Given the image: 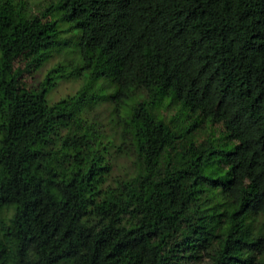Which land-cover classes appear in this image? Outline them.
<instances>
[{"label":"trees","instance_id":"1","mask_svg":"<svg viewBox=\"0 0 264 264\" xmlns=\"http://www.w3.org/2000/svg\"><path fill=\"white\" fill-rule=\"evenodd\" d=\"M56 75L84 79L48 100ZM100 99L124 103L117 176ZM196 262L264 264V0H0V264Z\"/></svg>","mask_w":264,"mask_h":264},{"label":"rangeland","instance_id":"2","mask_svg":"<svg viewBox=\"0 0 264 264\" xmlns=\"http://www.w3.org/2000/svg\"><path fill=\"white\" fill-rule=\"evenodd\" d=\"M46 0H27L28 6L32 10H38L40 12L41 8L44 5ZM61 10L59 8H50L44 10L41 13V20H51L56 17ZM67 23L62 22L61 25H66ZM69 31V30H67ZM62 35H65L62 33ZM65 45V46H64ZM65 47L58 52H54V54L50 55L47 59H45L39 67L34 69L33 71L26 73L25 78L27 82L30 84L36 83L43 75L45 70L51 64L56 61H61L62 63H67L68 61H76L72 59L74 56V52L70 49L72 46L63 44ZM70 49V50H69ZM84 77L82 75L72 76V75H56L52 78L53 82L50 85V88L46 92V97L48 100H54L59 96H63L66 93L73 92L76 88H78L83 83ZM91 89L103 91L106 90V86H99V83L93 84ZM167 101L166 93L160 95L158 99V103L156 105V112L158 114L163 113L165 108V103ZM124 107V103H118L116 107H112V103L108 99H100L98 100L91 109H86L85 116L87 118H93L97 121V132H96V143L103 144L106 156L110 162L109 175L117 176L122 173V171L128 168L129 160L123 149L118 148L119 140H120V130L123 127V120L120 116V113ZM168 111L173 110L175 114L178 116V120L182 124H187L191 121H200L204 117L201 112L198 110H193L189 107L188 103L183 101H179L172 105V108H168ZM209 129V127L207 128ZM214 134H217V131H213ZM193 264H203L202 262H196Z\"/></svg>","mask_w":264,"mask_h":264}]
</instances>
